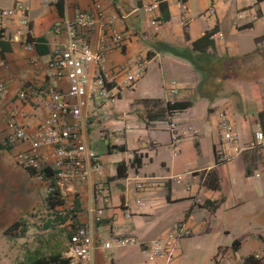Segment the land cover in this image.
Here are the masks:
<instances>
[{"label": "crops", "instance_id": "1", "mask_svg": "<svg viewBox=\"0 0 264 264\" xmlns=\"http://www.w3.org/2000/svg\"><path fill=\"white\" fill-rule=\"evenodd\" d=\"M153 1L64 0L54 5L44 0H0V12L25 3L29 19L28 28L20 27L18 16L0 19L4 30L0 81L6 86L0 98V135L10 130L11 123L32 133L48 116L51 92L64 93L68 88L66 81L52 78L48 69L53 53L67 42L64 15L93 11L100 5L107 22L102 30L117 29L127 36L124 49L109 53L107 64L141 58L147 69L119 100H93L85 112L88 143L101 156V171L94 182L103 183L102 194L111 200L96 226L97 241L113 244L117 236H137L148 242L163 239L183 225L187 234L178 242V259L172 264H182L193 237L197 244H204L196 253L203 252L206 262L218 255L221 259L214 264H226L227 259L230 264H243L264 250V147H251L255 134L264 131L260 120L264 114V0H158L159 12L149 15L144 8ZM212 5L214 14L209 12ZM212 31L213 45L207 57H201L208 62L205 73L159 48L166 44L191 50L193 42ZM98 40L99 34L91 38L94 45ZM170 71L176 75L171 85L165 82ZM172 87L178 94L170 93ZM23 92L25 99L19 97ZM144 100H160L163 105L189 102L190 106L177 114V129L172 132L164 123L167 117L150 120L146 116L151 106ZM223 112L240 137L238 144L245 148L230 162H220L233 151L222 142L218 127ZM28 149L27 144H19L0 152V264H28L35 254L68 257L70 237L57 247L50 224H71L73 232L75 225L89 222L90 207L102 206L94 185L74 182L61 195L72 201L76 218L57 222L47 203L50 181L39 180L19 161ZM137 176L147 178L141 192L147 202L143 209L135 206ZM124 210L132 212L130 219ZM17 222L24 231L6 235ZM233 239L241 242L236 249L229 245ZM44 243L48 250L42 249ZM146 261L139 246L100 247L92 264Z\"/></svg>", "mask_w": 264, "mask_h": 264}, {"label": "built area", "instance_id": "2", "mask_svg": "<svg viewBox=\"0 0 264 264\" xmlns=\"http://www.w3.org/2000/svg\"><path fill=\"white\" fill-rule=\"evenodd\" d=\"M50 4H60L64 0H44ZM209 12L215 13L214 5ZM160 2L154 0L144 8L145 13L153 15L159 12ZM18 16L21 28H28V7L19 3L14 8L2 10L0 19ZM105 15L100 5L93 11H78L73 15H64L63 30L67 42L61 50H56L48 63L49 74L52 78L66 81V92L53 90L50 96L49 114L37 129L30 133L22 125L11 123L10 130L0 135L2 143L9 148L19 144H27L29 149L19 155L20 163L27 169L34 170L35 176L45 181V172H52L56 185L49 186V193L65 188L74 182L94 185V191L100 195L101 207H90L89 222L75 225L69 239L68 258L72 264H92L95 251L102 247L109 250L139 246L146 255L145 264H172L176 257L178 242L187 234L183 225H178L163 239L148 242L141 241L137 236H117L114 243H99L95 237L96 226L102 221L106 209L111 206L108 195L102 194L104 185L101 181L94 182L101 171V156L88 143L86 109L93 100L115 102L140 81L147 69V63L141 58H129L124 64L109 66L107 56L113 51L124 49L127 36L117 29L105 26ZM111 23V20H110ZM157 25V19L152 20ZM99 34L98 44L94 45L91 38ZM20 36V34H19ZM2 36L1 40L3 39ZM21 41L20 38H16ZM6 93L4 82L0 81V98ZM172 95L178 94V89H170ZM21 99L26 93H21ZM178 111H171L164 121L167 128L174 132L177 129ZM2 115L0 113V126ZM219 130L222 142L230 144L232 152L224 154L220 162H230L241 155L245 148L240 147L239 135L226 112L219 115ZM196 131L192 132V136ZM190 135V136H191ZM256 143L251 147H264V131L255 134ZM177 140L176 143H179ZM147 178L135 177L136 194L135 206L143 209L147 202L141 196ZM127 219L132 212L124 210ZM258 264H264V250L254 254Z\"/></svg>", "mask_w": 264, "mask_h": 264}, {"label": "trees", "instance_id": "3", "mask_svg": "<svg viewBox=\"0 0 264 264\" xmlns=\"http://www.w3.org/2000/svg\"><path fill=\"white\" fill-rule=\"evenodd\" d=\"M60 10L62 11V7H60ZM4 33V30L0 28V39L2 38ZM214 32H208L200 38L199 40L193 42L192 49H186V48H178L169 46L166 44L159 45V48L164 50L165 52H168L176 57L182 58L187 60L191 65L195 68V70L205 73L207 71V65L208 62H203L206 59H202L201 57H207V50L209 47L213 45V41L211 37L213 36ZM188 37V35H187ZM150 57V54L148 55ZM204 84V83H203ZM201 83V87L203 86ZM255 98L258 97V92H254ZM143 103L147 106L150 105V110L148 111V115L146 112V116L150 120L155 119H164L168 117V115L171 113V111H178L180 112L183 109H187L190 106L189 102H167L165 105L162 104L160 100H144ZM260 120L262 125L264 126V114H260ZM9 147H6L1 139H0V152L8 149ZM121 150H123V147H120ZM135 162L139 165V160H135ZM121 168L123 166H120ZM29 172L32 175H35L36 172L34 170L28 169ZM45 178L47 181H50L52 186L56 185V180L53 177L52 172H45ZM60 192L58 190H55L53 192H50L47 198V203L51 209H54L58 206H61L64 204L63 200H59ZM75 225V224H74ZM23 224L20 222H17L13 226H11L9 229L5 231L6 235H16L17 231L21 229V231H24ZM241 242L239 240H236L233 243V247L236 249L238 246H240ZM28 264H72L71 258L64 257L61 253L57 254H51L50 256H41L35 254L29 259ZM243 264H258V261L254 258V256L249 257L245 260Z\"/></svg>", "mask_w": 264, "mask_h": 264}, {"label": "rangeland", "instance_id": "4", "mask_svg": "<svg viewBox=\"0 0 264 264\" xmlns=\"http://www.w3.org/2000/svg\"><path fill=\"white\" fill-rule=\"evenodd\" d=\"M240 70V69H239ZM236 71V69H235ZM166 77H165V82L171 85L172 80L174 79V77H176V75L173 72H166ZM50 186V185H49ZM64 196L60 194V196L58 197L59 200H63L64 204L61 206H58L56 208L53 209L52 212H50V215L55 216V220L57 222H64L67 219H71L74 220L76 218V210L71 206V202L72 201H68L67 197L63 198ZM51 210V208H50ZM47 213H42L40 215H45ZM63 224H50L51 228V232L50 234H54L56 239H55V244L58 247L60 244V242H63V238L65 241H67L72 233V231H70V227L72 226L71 224L66 226V227H60ZM239 230V228H238ZM194 239H192L193 244L190 245V249H188V251L185 254V258L183 259L182 264H214L216 262V259L220 260L221 258L218 255H215L216 257L212 259L211 262H206V258L204 259V255L203 252H199L196 253V251L198 250V248H200L201 246H203L204 244H197V237H193ZM222 238H224V236L222 235ZM227 238V237H226ZM238 239V238H237ZM224 240V239H223ZM236 239H233L232 242H230V247L233 246V243L235 242ZM229 240L226 239V242H228ZM205 242V241H204ZM1 243V241H0ZM46 244V246H44ZM48 243H44L42 244V249H49V245H47ZM199 254V255H198ZM178 256L175 257L174 261H177ZM5 261V259H4ZM226 264H230L228 259L226 260Z\"/></svg>", "mask_w": 264, "mask_h": 264}]
</instances>
